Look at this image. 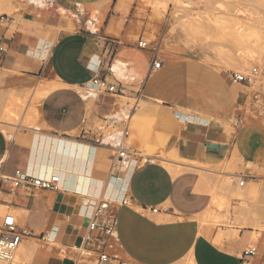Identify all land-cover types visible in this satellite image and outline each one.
<instances>
[{
    "label": "crops",
    "instance_id": "crops-1",
    "mask_svg": "<svg viewBox=\"0 0 264 264\" xmlns=\"http://www.w3.org/2000/svg\"><path fill=\"white\" fill-rule=\"evenodd\" d=\"M135 7L0 0V227L34 236L15 264H264V118L232 72L139 47ZM16 171L58 188L13 189ZM100 200L114 235L85 243Z\"/></svg>",
    "mask_w": 264,
    "mask_h": 264
},
{
    "label": "rangeland",
    "instance_id": "rangeland-1",
    "mask_svg": "<svg viewBox=\"0 0 264 264\" xmlns=\"http://www.w3.org/2000/svg\"><path fill=\"white\" fill-rule=\"evenodd\" d=\"M134 19L154 53L205 59L217 68L258 73L248 92L247 110L264 118V0H134ZM244 89V90H245ZM10 110L19 121L24 108ZM14 131V130H12ZM20 249V248H19ZM16 253L11 264L17 262Z\"/></svg>",
    "mask_w": 264,
    "mask_h": 264
},
{
    "label": "built area",
    "instance_id": "built-area-1",
    "mask_svg": "<svg viewBox=\"0 0 264 264\" xmlns=\"http://www.w3.org/2000/svg\"><path fill=\"white\" fill-rule=\"evenodd\" d=\"M138 46L141 48H146L147 43L143 40L138 42ZM0 50L2 48L0 47ZM161 62L156 61L153 63V68L158 69ZM258 71L256 68L250 70L248 74L234 73L230 75L231 82L234 84H241L244 86H250L257 75ZM92 86L107 91L112 94H120L121 90L118 89L114 84L108 83L105 79L94 78L91 82ZM98 143L99 140H96ZM124 151L119 152V157H124ZM9 179L11 188H17L24 183L33 186L40 190H56L58 188L59 177L57 175H52L49 178H38L30 176L24 172L16 171L13 176L7 177ZM244 184L243 180L239 182V185ZM123 205H126V201H122ZM111 203L108 200H100L93 207V213L91 220L87 227V234L84 236V242L89 243L92 240V233L98 231L106 236H113L115 231V224L113 219L106 216ZM147 211L156 213L154 208H146ZM34 238L32 233L24 228H22L15 216L11 213L4 215L1 227H0V263L9 264L11 263L20 248L22 242L26 239ZM256 254L255 247H249L243 252L242 258L252 257ZM98 261L104 263L108 261V255L105 252H101L98 255ZM120 264H127L125 262H120Z\"/></svg>",
    "mask_w": 264,
    "mask_h": 264
},
{
    "label": "bare ground",
    "instance_id": "bare-ground-1",
    "mask_svg": "<svg viewBox=\"0 0 264 264\" xmlns=\"http://www.w3.org/2000/svg\"><path fill=\"white\" fill-rule=\"evenodd\" d=\"M20 255V254H19Z\"/></svg>",
    "mask_w": 264,
    "mask_h": 264
}]
</instances>
